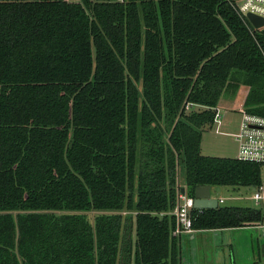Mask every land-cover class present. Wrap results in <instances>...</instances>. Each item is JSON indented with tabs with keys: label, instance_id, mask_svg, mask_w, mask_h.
<instances>
[{
	"label": "trees",
	"instance_id": "1",
	"mask_svg": "<svg viewBox=\"0 0 264 264\" xmlns=\"http://www.w3.org/2000/svg\"><path fill=\"white\" fill-rule=\"evenodd\" d=\"M233 1L0 0V264H180L179 167L191 198L261 186L262 165L200 148L241 84L264 117V34ZM262 219L219 206L192 227Z\"/></svg>",
	"mask_w": 264,
	"mask_h": 264
},
{
	"label": "water",
	"instance_id": "2",
	"mask_svg": "<svg viewBox=\"0 0 264 264\" xmlns=\"http://www.w3.org/2000/svg\"><path fill=\"white\" fill-rule=\"evenodd\" d=\"M249 23L255 30L264 27V19L248 14ZM264 34V29L261 30ZM211 186H197L193 194V206L196 210H215L218 201L211 197ZM184 195V188L180 189ZM247 243L264 258V229L236 228L226 230L199 231L183 234L180 237L181 264H232L238 258L242 241ZM191 247V249H189ZM191 256V257H190ZM238 262V261H237Z\"/></svg>",
	"mask_w": 264,
	"mask_h": 264
},
{
	"label": "built area",
	"instance_id": "3",
	"mask_svg": "<svg viewBox=\"0 0 264 264\" xmlns=\"http://www.w3.org/2000/svg\"><path fill=\"white\" fill-rule=\"evenodd\" d=\"M118 1L121 2L123 0ZM233 6L236 13L244 19L251 28L253 27L246 18L248 14L264 19V0H234ZM262 29H264V27ZM190 108V105H186V110H189ZM240 113L241 120L239 129L234 137L235 142L238 145L236 159L238 161L264 166V117L255 114H248L243 109L240 110ZM214 124L216 129H218L220 125L218 109L215 110ZM262 192H264V187L260 186L257 193L253 195V200L256 203L262 200ZM217 201L218 205L223 204V199H217ZM193 202V197L186 196V193L182 195L179 192L178 203L171 213L175 218L173 236L179 237L182 234H190L195 231L192 227L193 215L195 213L201 214L203 210L194 209Z\"/></svg>",
	"mask_w": 264,
	"mask_h": 264
},
{
	"label": "rangeland",
	"instance_id": "4",
	"mask_svg": "<svg viewBox=\"0 0 264 264\" xmlns=\"http://www.w3.org/2000/svg\"><path fill=\"white\" fill-rule=\"evenodd\" d=\"M234 98H236L235 95L231 98L226 94L221 96L217 105L221 125L218 129H216L215 124L211 128L206 127L203 129L200 144L202 155L209 157L236 158L238 145L234 137L238 133L241 113L234 109ZM260 172V185L264 187V166L261 167ZM178 176L179 181L182 182V167H179ZM258 188L259 187H212L210 194L212 198L223 199V204L219 205L220 207L253 208L260 210L264 217V192H262V200L258 203L253 200V195L257 193ZM127 215L128 212L121 213L123 217ZM94 217L95 214L89 215L88 218L91 223Z\"/></svg>",
	"mask_w": 264,
	"mask_h": 264
},
{
	"label": "crops",
	"instance_id": "5",
	"mask_svg": "<svg viewBox=\"0 0 264 264\" xmlns=\"http://www.w3.org/2000/svg\"><path fill=\"white\" fill-rule=\"evenodd\" d=\"M67 1L68 2H78V0H67ZM248 92H249V87L241 84L239 88L233 94H226L230 98L235 95L236 98H234L235 100L234 109L237 110L239 113L241 109H244V103H245V99H246ZM220 125H221V122H220ZM180 186L181 188L184 187V176H183L182 182L180 181ZM249 229H257L259 232L261 231V229H264V217L260 225L249 227ZM210 231H213V230H210ZM194 232H199V231H194ZM182 235L178 237L179 238V248H180V237ZM189 249H191V247ZM180 264H181V261H180ZM232 264H264V258L262 259L261 254L257 252L253 246L248 244L247 240H244L242 241V245L240 247L238 258H235Z\"/></svg>",
	"mask_w": 264,
	"mask_h": 264
}]
</instances>
